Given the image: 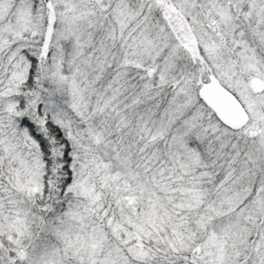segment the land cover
I'll use <instances>...</instances> for the list:
<instances>
[{
    "label": "snow or ice",
    "instance_id": "6c2138e0",
    "mask_svg": "<svg viewBox=\"0 0 264 264\" xmlns=\"http://www.w3.org/2000/svg\"><path fill=\"white\" fill-rule=\"evenodd\" d=\"M0 264H264V0H0Z\"/></svg>",
    "mask_w": 264,
    "mask_h": 264
}]
</instances>
